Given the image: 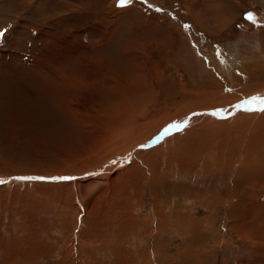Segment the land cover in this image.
<instances>
[{"label": "rangeland", "instance_id": "374dc122", "mask_svg": "<svg viewBox=\"0 0 264 264\" xmlns=\"http://www.w3.org/2000/svg\"><path fill=\"white\" fill-rule=\"evenodd\" d=\"M261 97L264 0H0V264H264Z\"/></svg>", "mask_w": 264, "mask_h": 264}, {"label": "water", "instance_id": "95a60500", "mask_svg": "<svg viewBox=\"0 0 264 264\" xmlns=\"http://www.w3.org/2000/svg\"><path fill=\"white\" fill-rule=\"evenodd\" d=\"M257 101L259 100V102L260 103H263L264 104V98H261V99H256ZM260 100H262V102L260 101ZM246 102H248V100L247 99H245V100H242L241 102H239V104H244V103H246ZM178 124V123H177ZM178 125H182L181 123L180 124H178ZM171 126H176V124L174 123V125H168V126H166L164 129H163V131H161L156 137H154L153 139H151L149 142H148V145L149 146H153V145H155L156 143H158L159 141H160V139H161V137H164V136H166V135H169L171 132H174V131H176V127L174 128H172V129H169V127H171ZM145 144H142V145H140V146H138V147H142V148H144L145 146H144ZM17 177H20V176H17ZM16 177V178H17Z\"/></svg>", "mask_w": 264, "mask_h": 264}, {"label": "snow or ice", "instance_id": "6c2138e0", "mask_svg": "<svg viewBox=\"0 0 264 264\" xmlns=\"http://www.w3.org/2000/svg\"><path fill=\"white\" fill-rule=\"evenodd\" d=\"M129 0H120V3L121 4H126L128 3ZM247 19L251 20L252 17H251V14H249L247 17ZM187 27V26H185ZM16 179H20V180H32V179H44L43 177H17ZM59 179H62V180H69V179H73V177H59Z\"/></svg>", "mask_w": 264, "mask_h": 264}, {"label": "bare ground", "instance_id": "6f19581e", "mask_svg": "<svg viewBox=\"0 0 264 264\" xmlns=\"http://www.w3.org/2000/svg\"><path fill=\"white\" fill-rule=\"evenodd\" d=\"M261 98H262V97H261ZM252 106H253V105H252ZM239 108H240V107H239ZM219 110H220V109H219ZM219 110H216V112H218ZM233 110H234V109H233ZM233 113H234V112H233ZM210 116H211V115H210ZM161 138H162V137H161ZM261 144H262V143H261ZM145 145H146V146H145ZM145 145H144L145 147H144L143 149H148V147H150L148 144H145ZM133 152H134V150H132L130 154H133ZM249 153H250V152H249ZM252 156H254V155H252ZM263 156H264V155H263ZM251 158H252V157H251ZM261 158H262V157H261ZM258 159H259V158H258ZM258 159H257V160H258ZM263 159H264V158H263ZM260 160H261V159H260ZM126 161H127V160H126ZM115 162H116V159H115V160H111V161L107 162V164H106L105 166H106V167H107V166H110L112 163H115ZM258 162H259V161H258ZM258 162H255V163H258ZM246 163H248V162H246ZM253 164H254V163H252V166H253ZM247 166H248V165H247ZM257 167H258V166H257ZM254 170H256L255 167H254ZM251 173H253V172H251ZM256 173H257V172H256ZM253 211H255V210H253Z\"/></svg>", "mask_w": 264, "mask_h": 264}]
</instances>
